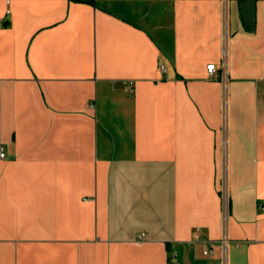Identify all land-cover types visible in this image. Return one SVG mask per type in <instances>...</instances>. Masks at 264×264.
<instances>
[{"label": "crops", "instance_id": "crops-1", "mask_svg": "<svg viewBox=\"0 0 264 264\" xmlns=\"http://www.w3.org/2000/svg\"><path fill=\"white\" fill-rule=\"evenodd\" d=\"M0 148V264H264V0H0Z\"/></svg>", "mask_w": 264, "mask_h": 264}, {"label": "built area", "instance_id": "built-area-1", "mask_svg": "<svg viewBox=\"0 0 264 264\" xmlns=\"http://www.w3.org/2000/svg\"><path fill=\"white\" fill-rule=\"evenodd\" d=\"M163 68V66H162ZM207 71L209 73L210 77H215L217 75V68L215 64H208L207 65ZM6 157L5 152L3 151L2 148H0V158L4 159Z\"/></svg>", "mask_w": 264, "mask_h": 264}]
</instances>
